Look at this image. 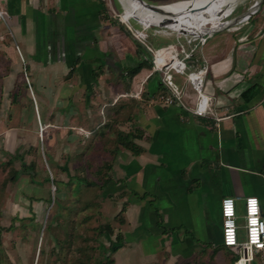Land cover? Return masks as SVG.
I'll use <instances>...</instances> for the list:
<instances>
[{
    "label": "crops",
    "instance_id": "crops-1",
    "mask_svg": "<svg viewBox=\"0 0 264 264\" xmlns=\"http://www.w3.org/2000/svg\"><path fill=\"white\" fill-rule=\"evenodd\" d=\"M245 1L222 7L206 29L213 38L194 54V64L209 67L205 93L213 106L198 116V95L183 76L175 83L185 105L165 103L170 92L149 66L145 43L121 22V0H0L28 56L10 41L11 58L22 56L30 83L41 84L40 99L31 86L45 123L58 110L70 141L80 128L96 138L99 152L111 149L104 197L126 217L113 264H235L240 246L224 244L223 201L235 200L240 243L247 198H258L264 219V0L239 23L253 4ZM190 39L184 34L178 43L190 49L182 44ZM122 133L135 135L138 153L118 144ZM248 264H264V249Z\"/></svg>",
    "mask_w": 264,
    "mask_h": 264
},
{
    "label": "rangeland",
    "instance_id": "rangeland-1",
    "mask_svg": "<svg viewBox=\"0 0 264 264\" xmlns=\"http://www.w3.org/2000/svg\"><path fill=\"white\" fill-rule=\"evenodd\" d=\"M252 2L255 0L244 3L249 7ZM122 5L124 8L119 5L118 9L120 14L125 11L123 16L127 13L145 29L157 27L148 31L154 47L174 45L178 49L182 48L176 40L178 32L205 34L222 13L219 7L209 5L170 18ZM10 18L7 13L0 17V264H113V248L121 244L119 236L122 240L120 221L126 218L121 216L122 206L111 197L102 199L97 187L79 180L87 177L96 181L101 165L112 159L111 149L105 150V155L99 152L96 138H86L80 128L73 129L78 137L70 141V126L64 124L65 114L58 110L56 116H49L51 123H45L27 89L24 59L20 55L18 61L11 58L9 42L15 45L19 41L15 29L9 27ZM136 21L135 27L141 28ZM212 38L210 34L208 40ZM182 44L187 48L186 42ZM19 46L25 55L23 44ZM31 85L40 99L39 80ZM14 95H19L20 101H14ZM24 163L34 165V179L21 173L16 181L10 180L13 172H23ZM53 196H57V202H51ZM233 252L238 259L242 248Z\"/></svg>",
    "mask_w": 264,
    "mask_h": 264
},
{
    "label": "built area",
    "instance_id": "built-area-1",
    "mask_svg": "<svg viewBox=\"0 0 264 264\" xmlns=\"http://www.w3.org/2000/svg\"><path fill=\"white\" fill-rule=\"evenodd\" d=\"M260 7V0L255 2L249 7L248 13L239 19V23H247L251 20ZM229 11V10H228ZM226 11V13L228 12ZM119 18L136 36L147 46L151 56L153 69L162 74V82L169 90L170 94L164 98L168 105H174L177 102L185 105L184 94L179 91L175 83V76H183L188 87H191L198 95V102L194 110V114L198 116H209L212 113V103L209 96L205 93L206 76L209 71L207 64L200 65L194 64V54L198 49L204 47L208 43V34H195L193 39L188 40L186 43L190 49L176 48L174 45L169 47H154L147 43L148 34L146 30L157 28L156 26H149L145 29L144 26L139 24L135 19L124 20L123 14ZM232 13V12H231ZM229 13L226 16H230ZM5 17L6 13L0 10V17ZM135 21L141 28H136ZM134 22V23H133ZM139 27V26H138ZM158 33H160L158 31ZM184 37V33H177L176 40L180 41ZM19 49V48H18ZM27 83L31 88V83L27 74L25 73ZM217 122L221 119H216ZM235 200L225 199L223 201V241L227 247L242 248V254L235 264H248L254 260L257 252L264 249V219L261 216L259 200L256 197L246 199V239L240 243L238 240V225L236 222Z\"/></svg>",
    "mask_w": 264,
    "mask_h": 264
},
{
    "label": "trees",
    "instance_id": "trees-1",
    "mask_svg": "<svg viewBox=\"0 0 264 264\" xmlns=\"http://www.w3.org/2000/svg\"><path fill=\"white\" fill-rule=\"evenodd\" d=\"M149 66L152 67V64L149 65ZM142 67H143V64H141L134 71V74H135L136 71H139ZM27 89L30 90L28 92H31L30 94H32V99L33 98L35 99V95L33 93L32 86H31V88L30 87H27ZM14 101H16V102L19 101V95H14ZM42 133H44V129H43V132ZM134 138H135V135H131L130 136V135H124L123 133L122 134H119L118 144L121 145V146H123V147H125V148H129L134 153H138L140 150H139L138 147H136V145L134 143ZM22 167H23V170H22L23 172H20V171L13 172V174L10 177V180L16 181L19 178V176L21 175V173L31 174L32 179H34V177H35V173L33 174L34 165L33 164L32 165H27L26 163H24ZM101 167H102V169H100V170L97 171V180L96 181H92V180H90L87 177L80 178L79 180H80V182L83 181L84 183H86L88 185L97 187L100 190V192H101L102 199H107V197H104V188L106 189V187H108L110 185L111 181H112V177H113L112 176V168H113L112 159L111 160H107V161L105 160V162L101 165ZM82 171H83V169H82ZM47 181H51L50 177L47 178ZM98 185H100V186H98ZM52 201L53 202H57V196H53L51 198V202ZM109 228H110L109 226H106V229H109ZM119 241L122 242L121 236H119ZM119 247L120 246L114 247L113 250L114 251H117L119 249ZM111 251H112V249H111ZM83 264H90V263H83ZM94 264H100V263L97 262V263H94Z\"/></svg>",
    "mask_w": 264,
    "mask_h": 264
},
{
    "label": "bare ground",
    "instance_id": "bare-ground-1",
    "mask_svg": "<svg viewBox=\"0 0 264 264\" xmlns=\"http://www.w3.org/2000/svg\"><path fill=\"white\" fill-rule=\"evenodd\" d=\"M121 1L123 3H125L126 5H128V6L135 7L137 9H140V10L144 11V12H147V13H150V14H155V15H158L160 17H170L171 18L173 16L177 17V16L184 15L185 13L190 12L191 9H194L196 7L209 6V5H212L213 6V5H215V6L219 7L220 9H224L222 7H225L227 3L228 4L230 3V5H235L240 0H230V1L229 0H189V1L181 2V3H174V4L162 5V6L158 7L157 9L149 8V7L145 6L143 3H141L138 0H121ZM123 18H124V20L130 19V17H129L128 14L124 15ZM170 18H168V19H170ZM147 23H148V21H147ZM152 23H153V20H152ZM176 24H177V22H176ZM199 27H200V25H199Z\"/></svg>",
    "mask_w": 264,
    "mask_h": 264
},
{
    "label": "water",
    "instance_id": "water-1",
    "mask_svg": "<svg viewBox=\"0 0 264 264\" xmlns=\"http://www.w3.org/2000/svg\"><path fill=\"white\" fill-rule=\"evenodd\" d=\"M138 1H140V2L143 3L145 6H147V7H149V8H152V9H157L158 7H160V6H157V5L149 4V3H147V2H145V1H143V0H138Z\"/></svg>",
    "mask_w": 264,
    "mask_h": 264
}]
</instances>
